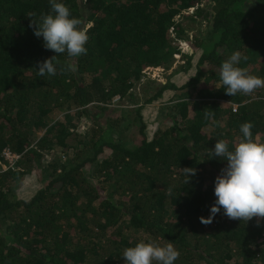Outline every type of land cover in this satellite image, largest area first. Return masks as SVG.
<instances>
[{
    "label": "trees",
    "instance_id": "16d2710c",
    "mask_svg": "<svg viewBox=\"0 0 264 264\" xmlns=\"http://www.w3.org/2000/svg\"><path fill=\"white\" fill-rule=\"evenodd\" d=\"M63 2L89 36L87 53L57 55V74L41 77L38 63L55 53L34 35L32 19L50 11L49 0H0V159L5 148L20 154L19 169L0 172V264H124L123 250L140 241L172 243L175 264H264V218L200 220L227 164L208 156L216 141L234 148L240 125L250 122L253 139L264 142V88L230 97L219 78L235 51L247 57L240 67L264 77V0ZM191 9L185 17L207 21L205 35L189 37L175 20ZM175 55L184 64L148 96L169 91L164 102L175 104L153 130L143 107L135 110L138 145L115 141L95 110L92 129L75 137L66 121H51L69 110L88 115L92 103L104 112ZM72 63L75 71L63 70ZM55 145L65 158L44 165L43 151ZM185 167L196 169L187 184ZM35 171L37 188L26 192L24 179Z\"/></svg>",
    "mask_w": 264,
    "mask_h": 264
},
{
    "label": "clouds",
    "instance_id": "9594fccd",
    "mask_svg": "<svg viewBox=\"0 0 264 264\" xmlns=\"http://www.w3.org/2000/svg\"><path fill=\"white\" fill-rule=\"evenodd\" d=\"M49 4L48 13L41 14L39 20L32 19L34 35L42 37L43 46L55 53L38 63L37 71L41 77L57 74L53 62L57 55L66 53L68 57L75 58L86 54L85 45L89 40L87 32L80 27V19L72 15L63 0H49ZM29 17L32 18V15ZM242 60L246 61L247 57L235 51L219 68L221 85L230 97L238 93L249 95L264 88V77L240 67ZM76 67L74 63L67 64L63 70L75 71ZM252 127L250 122L240 125L242 138L234 148L230 149L227 142L217 140L208 153L209 158H219L227 161V164L214 180L215 200L209 206V215L200 217L201 223L211 224L218 213L241 222H248L254 217L264 218V142L253 139ZM183 172L186 184L191 176L196 175V169L192 167L183 168ZM121 256L124 264H175L179 251L172 243L161 245L153 241H140L126 247Z\"/></svg>",
    "mask_w": 264,
    "mask_h": 264
},
{
    "label": "rangeland",
    "instance_id": "374dc122",
    "mask_svg": "<svg viewBox=\"0 0 264 264\" xmlns=\"http://www.w3.org/2000/svg\"><path fill=\"white\" fill-rule=\"evenodd\" d=\"M210 4V0H203V6H208ZM192 9L189 11L182 12L181 15H177L175 20L181 22L183 27L186 29V33L189 37H193L195 34L205 35L208 32L209 25L207 21H203L197 19V21H192L191 19L185 17L192 15ZM175 36V34H172ZM182 49L187 52L188 45L184 42H180ZM183 56L175 55L173 63L168 68H163L161 71H156L155 68L149 69L147 75H145L138 83H136L135 87L131 90V96L121 98L119 96L115 97L108 105L107 109L104 112H101L100 109L95 108L96 103H92L88 107V111L92 112L90 114H80L77 112L82 111V109L78 110H69L67 112L55 113L50 119L51 121H56L58 119L64 120L67 122V125L70 127V132L74 134L73 137L79 135V133H86L92 129L94 126V110L98 111L99 118L101 120L102 126L110 131L115 138V141L121 140L128 145H138L140 143L141 135L139 133V128L134 124V120L136 118L135 110L142 106L141 113L144 116V119H148L149 130H153L159 126L161 122L166 121V112H168V108L175 104V101L165 103L169 97V91H165L164 96L162 98L156 99L152 102L148 101V96H150V90H156L159 87L160 82H165L168 76L172 75L173 71L179 66L183 65ZM204 79V78H203ZM202 79L201 86L205 87V82ZM156 82V84L150 85L147 81ZM187 91H191V89L185 90H177V94H186ZM76 111V112H75ZM97 116V117H98ZM124 120V121H123ZM123 124H129V128L124 132H118V130L124 126ZM152 122V123H151ZM111 128V129H110ZM44 130L39 133V135H43ZM9 149V148H8ZM49 150V149H48ZM43 151L44 157L42 159L44 165L50 163L53 159L65 158V152L60 146L55 145L49 151ZM109 151V150H108ZM106 151V152H108ZM13 152V151H12ZM101 156H104L101 154ZM19 163V162H18ZM18 163L16 164V170L19 169ZM9 168L8 164H4L1 167V171L7 170ZM0 171V172H1ZM94 175V174H93ZM38 175L35 172L33 174L25 177L24 182L22 184V189H25L26 192H34L37 188Z\"/></svg>",
    "mask_w": 264,
    "mask_h": 264
},
{
    "label": "built area",
    "instance_id": "2783aa9c",
    "mask_svg": "<svg viewBox=\"0 0 264 264\" xmlns=\"http://www.w3.org/2000/svg\"><path fill=\"white\" fill-rule=\"evenodd\" d=\"M193 11V10H192ZM156 71L163 70L161 67H156ZM234 111H236V108H234ZM1 159H0V171L1 167L4 166V164H8L9 168L7 170H16V164L18 163L20 159V154H17L15 152H12V150L5 148L1 153ZM5 170L1 171L4 172Z\"/></svg>",
    "mask_w": 264,
    "mask_h": 264
}]
</instances>
